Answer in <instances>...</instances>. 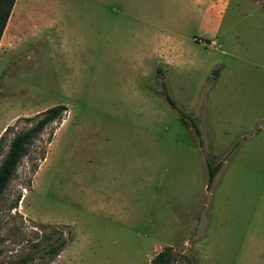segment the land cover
Masks as SVG:
<instances>
[{"label": "rangeland", "instance_id": "rangeland-1", "mask_svg": "<svg viewBox=\"0 0 264 264\" xmlns=\"http://www.w3.org/2000/svg\"><path fill=\"white\" fill-rule=\"evenodd\" d=\"M212 2L211 28L193 0H15L0 164L40 113L66 111L1 196L0 264H149L166 247L174 264H264V0ZM206 160L221 162L209 189Z\"/></svg>", "mask_w": 264, "mask_h": 264}, {"label": "trees", "instance_id": "trees-1", "mask_svg": "<svg viewBox=\"0 0 264 264\" xmlns=\"http://www.w3.org/2000/svg\"><path fill=\"white\" fill-rule=\"evenodd\" d=\"M15 0H0V38L5 29L6 23L12 11ZM167 103L176 108L174 101L164 93ZM66 111L65 105L58 104L49 109H46L39 114V117L35 120V123L26 131L16 134L8 147V150L0 164V199L10 181L17 164L26 155L29 146L33 141L41 134V132L55 120H57ZM179 117L183 124L186 123L188 117L182 111H179ZM191 126L193 128L196 136L199 137L200 133L196 125L191 121ZM50 142V140H48ZM206 170H207V189L213 183L215 175L221 167V162L212 164L209 160H206ZM58 244L50 243L47 245V249L44 250L45 254L49 256L57 255L67 243V239L61 238ZM182 259L187 261V264H194V261L189 260L187 257L181 256ZM32 256L27 255L25 258L20 259V261L12 264H28L32 261ZM175 256L170 247L163 248L160 252L156 253L150 260L149 264H174Z\"/></svg>", "mask_w": 264, "mask_h": 264}, {"label": "crops", "instance_id": "crops-1", "mask_svg": "<svg viewBox=\"0 0 264 264\" xmlns=\"http://www.w3.org/2000/svg\"><path fill=\"white\" fill-rule=\"evenodd\" d=\"M193 1L197 5L205 4V9L202 12V20L204 21V24L206 27L212 28L214 23H215V25H218L219 18L217 17L216 22H214V19H213V2H212V0H208L207 3H204L206 0H204V1L203 0H193ZM161 61L165 62L164 60H161ZM166 64H168V63H166Z\"/></svg>", "mask_w": 264, "mask_h": 264}, {"label": "water", "instance_id": "water-1", "mask_svg": "<svg viewBox=\"0 0 264 264\" xmlns=\"http://www.w3.org/2000/svg\"><path fill=\"white\" fill-rule=\"evenodd\" d=\"M158 73H160V72H158ZM212 76H213V77H216V76H217V73L214 72V73L212 74Z\"/></svg>", "mask_w": 264, "mask_h": 264}]
</instances>
